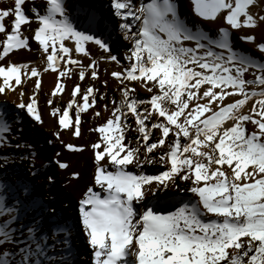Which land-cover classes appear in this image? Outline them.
I'll return each mask as SVG.
<instances>
[{
	"label": "snow or ice",
	"instance_id": "1",
	"mask_svg": "<svg viewBox=\"0 0 264 264\" xmlns=\"http://www.w3.org/2000/svg\"><path fill=\"white\" fill-rule=\"evenodd\" d=\"M255 4L190 0L199 20L222 18L212 35L190 26L174 0H110L130 44L122 58L94 30L95 16L74 18L68 0H11L0 8V95L16 94L14 107L42 126L41 76L55 73L47 100L55 140L48 143L92 153L90 181L79 190L78 216L70 223L57 215L54 196L37 192V153L10 135L6 101L0 103V264H71L74 232L90 249V264H264V60L232 40L234 30L264 23V15L250 10ZM239 39L264 55V41L252 34ZM32 41L42 53V72L9 60L15 51L31 50ZM88 44L102 55L94 57ZM101 62L119 69H105L119 100L109 101L96 87L108 86L100 80ZM67 80L73 81L70 99L58 105ZM86 80L91 83L82 86ZM28 82L33 89L25 99ZM137 88L148 96L141 98ZM97 97L108 101L109 113L89 129L97 139L66 143L62 133L81 136L82 113L95 109ZM129 132L135 133L131 140ZM16 150L21 161L31 158L27 173L13 167ZM60 156L56 152L51 162L65 171L69 164ZM79 179L73 171L64 187ZM46 182L53 184V176ZM170 187L190 195L167 198Z\"/></svg>",
	"mask_w": 264,
	"mask_h": 264
},
{
	"label": "bare ground",
	"instance_id": "2",
	"mask_svg": "<svg viewBox=\"0 0 264 264\" xmlns=\"http://www.w3.org/2000/svg\"><path fill=\"white\" fill-rule=\"evenodd\" d=\"M10 2L11 0H0V8L6 7ZM68 2L73 6L70 9V12L74 18L80 17L81 19H84L85 14L95 16L96 27L94 30L98 35H101L105 40H107L110 46L115 49L117 56L122 58L123 53L130 47V44L128 41L123 39L120 29L118 28L117 18L113 15L110 7V0H68ZM134 2L138 4L140 0H134ZM144 2L147 3L149 0H144ZM174 2L178 5L180 15L190 26L198 24L203 29H208L205 25H203V21L196 18L192 13L190 0H174ZM35 3L39 5L41 0H35ZM31 6L30 2L28 7L30 8ZM35 26L36 25L33 24V28ZM26 35L30 36L31 33L27 32ZM30 47L31 50L39 49L38 45L34 41L30 42ZM15 53H20V55L14 60V62L29 63L30 65L38 67V69L42 72L43 67L39 66V57L41 54L38 51L29 52V50H19L15 51L13 54ZM100 55H102L101 52L96 56L94 55V57H99ZM105 69L119 70L114 64L101 62L99 65L100 80H108V86L105 88L101 82H96V87L99 88L101 94H107L109 101L114 97L119 100V93L116 91V82L105 72ZM41 79L42 88L37 94V100L39 111L41 112L44 120V124L42 126L32 121L26 111L16 109L14 107L13 101L18 102V96L16 94L9 93L6 97L0 95V103L6 101V107L8 110V116L6 119L13 124V132L10 135L14 134L16 138L20 139L21 143L27 142L31 144L32 150L37 153L35 165L36 168L40 169L34 180L37 185V192H46L47 194L54 196L56 198L55 207L57 209V215L68 218L71 223V221L78 216L76 205L79 190L90 181L92 173V153L90 148H86V150L81 153H72L62 148L58 142H54L52 144L48 143L49 140H55L52 136L54 120L49 115L50 109L47 105V100L51 89L55 86L56 74L51 71L47 73L42 72ZM87 83H91V81L86 80L82 82V86H86ZM67 85L68 87L66 91L61 94L63 99L61 100L60 97L56 98L58 105L66 104L70 99V90L73 85V81L67 80ZM32 89V83L28 82L24 87V91L26 92L25 99H27V95L32 93ZM137 93L141 98H146L148 96V94L140 88H137ZM107 102L108 101H101L99 97H97V105L94 110L99 111L101 113V117L99 119L96 118L93 115V109H89L88 112L82 113L81 136L76 138L65 132L62 133L63 140L66 143H72L78 146L88 145L92 141L96 140L98 134L90 132L89 129L96 127L99 123H102L108 116L109 113L104 111V104ZM109 108H111L110 103ZM130 123H132V121H130ZM133 136H135L134 132L128 133V139L131 140ZM19 151L20 150H16L15 152H12L14 158L13 167L17 172L27 173L28 168L31 165V158H29L28 161H21L19 159V155L16 154ZM56 152H61L59 159L62 162H67L69 164V168L67 170L62 171L51 162ZM44 165H47V167L45 168ZM159 167V165L155 166L156 169H159ZM146 170L148 174H152L154 168L153 166H147ZM73 171L80 173V179L72 181L68 187H64L67 182V178ZM49 175L53 176L55 181L50 186L47 185L46 182V177ZM177 183L181 188L185 186L180 181H177ZM172 191H177V189L170 187L167 190V198L170 197ZM159 195L165 196V193L161 192ZM185 195L190 194L181 193V195L175 199H180ZM65 205H68V207H65ZM69 247L71 248V256L68 258L71 261V264H90V249L87 247L80 234L74 232L73 235L69 237Z\"/></svg>",
	"mask_w": 264,
	"mask_h": 264
},
{
	"label": "rangeland",
	"instance_id": "3",
	"mask_svg": "<svg viewBox=\"0 0 264 264\" xmlns=\"http://www.w3.org/2000/svg\"><path fill=\"white\" fill-rule=\"evenodd\" d=\"M250 10L255 15H264V0H256V4L254 6H252ZM221 23H222V18L218 19L215 23L203 21V25H205L206 28H208V29H204V30L210 31V34L215 35V30L221 25ZM26 33H27V31H25V35H26ZM249 34L254 35L256 37L257 41H264V23L259 24V26L256 27L255 29L241 28L239 30H234L232 33V40L234 43V47L236 49L243 50L244 52L251 53L253 57H259L260 59L264 60V55L260 54L255 49L253 44L248 43V42H244V41L239 39L240 36H246ZM87 47L91 51L93 56L94 55L96 56L100 53L97 46H95L94 44H88ZM110 47L112 49L113 54L117 55L115 49L112 46H110ZM32 51H38L41 54L39 57V66L43 67L41 51L39 49L38 50H33V49L29 50V52H32ZM19 55H20V53H15L9 57V60L14 62V60ZM82 59H83L85 64L88 63L87 58H82ZM245 111H247V109H245ZM248 129H249V131L252 130L251 124L248 125ZM180 195H181V193H178L177 191H172L170 194V197H168V198L175 199Z\"/></svg>",
	"mask_w": 264,
	"mask_h": 264
}]
</instances>
